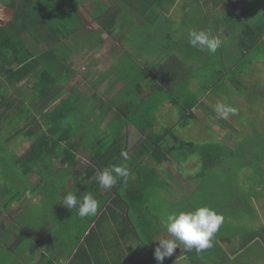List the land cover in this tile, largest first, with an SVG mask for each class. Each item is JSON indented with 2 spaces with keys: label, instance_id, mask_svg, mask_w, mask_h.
Instances as JSON below:
<instances>
[{
  "label": "crops",
  "instance_id": "1",
  "mask_svg": "<svg viewBox=\"0 0 264 264\" xmlns=\"http://www.w3.org/2000/svg\"><path fill=\"white\" fill-rule=\"evenodd\" d=\"M18 1L17 6L21 3L20 0ZM78 1L80 13H76L77 18L80 19L78 14H83L85 16L83 19L86 20L87 24L98 23L102 27L100 19H92L93 0ZM231 2L232 4L230 0H97L98 8L121 9L123 12L116 15L113 18L114 21H110L109 31L103 28L106 34L103 35L102 40L101 32L93 33V40H87L86 49L75 46V44L72 45V48L67 49L60 42L61 40L79 37L83 34L84 25L78 31L72 33L71 36L65 38L57 33H52L50 42L52 43V49L62 50V52H59L62 58L59 59L56 52L57 56H52V59H55L62 72L70 73L72 76L85 69L92 72L94 79L90 81L93 83L95 90L90 98L85 99H89L90 102L97 100L96 104L98 105L95 108V114H98V116L95 114L91 116V118L97 119L102 117L101 107L106 103L112 104L123 88L118 81L117 72L122 70L135 73H154L163 70L166 66L176 68L178 66L176 70L182 74L181 76H184L186 72L198 75L197 72L193 71V67L200 66L201 68L203 65L209 67V54L203 46L194 48L190 45L189 34L192 31H204L211 34L216 32L220 35L222 28L217 27L218 25L252 26L262 24L261 21L259 22L260 17L263 16L259 13L260 9H263L262 0H236L235 2L231 0ZM67 4V0L63 1L62 5H55L54 9L65 8ZM83 9L89 11L85 12ZM181 9H185L183 15L176 18L177 23L172 24L170 22L171 18H174ZM54 19L52 29L55 32V29L62 27L63 22ZM148 25H152V28L147 29ZM158 25L162 28L157 30L155 26ZM170 25L175 26L168 28ZM145 29L147 32L142 33V30ZM225 30L226 34H230L232 31L229 27ZM244 30H246L245 27L240 28L237 41L240 40ZM177 32H183V36L178 42L175 41L176 38L172 37ZM23 38L27 42L26 35ZM29 39L32 41L31 38ZM95 41L102 42L104 46L95 45ZM170 42L175 43L171 45ZM32 43L34 42L32 41ZM44 45L46 44L36 46V48L40 49ZM32 47L33 45L31 49ZM80 54L83 55L79 56ZM76 80H78L77 76L73 79V82L75 83ZM146 82L147 80L144 83ZM70 85L72 86L71 83ZM73 87L75 86L71 88ZM79 95L82 96L80 93ZM167 104L169 102L165 103V105ZM165 105L162 109L165 108ZM195 108L193 109L195 110ZM113 112L105 117L104 122L98 129L85 128L74 132L78 138L69 141L72 148L67 159L62 165L59 162L55 163L58 168L62 167V172L59 173V170V175L52 177V185L55 184L57 189L60 190L58 191L52 186V202L62 201L63 196L69 192L82 198L86 194L80 195L78 190L93 186V188L88 189L89 192L93 194L98 202H102V206L100 205L101 210L98 209L96 217H100L102 212L108 213L106 206L110 205V201L105 204L106 199L112 200L120 196L125 200H131L130 195L136 193L138 196L136 199L131 200V204L139 200H146V205L135 210H133V207L126 210L118 205L112 206L113 212L111 214L116 216L117 220L107 215L108 217L103 218L101 225L89 236L87 245L93 253L92 256L95 261L89 260L84 249L78 251L80 245L85 244L84 238L88 236L90 229L95 228L94 224H90L88 227L87 220L81 217V227L74 233L75 236L72 235V238H70V240L74 238L77 242L81 238V241L70 250L66 249V241L59 239V229L65 227L62 223L57 227L52 226V230H55V232H52V240L49 242L42 240L45 235L43 231L42 237L35 241L33 232L32 241L38 250L35 254L29 251H19L18 243L14 240L7 244L0 241V261L9 258L10 255L18 259L19 255L23 254L24 260L33 259L32 263L34 264H42L44 259L49 261H47V264H158L153 255L159 243L154 241L155 235H162L161 238H170L166 229L163 227L164 231L158 232L156 227L154 225L149 226L148 222L137 228L135 223L132 222V225H130L123 219L126 215H130L131 211L139 215H141L140 211H148L154 200V194L159 193L164 202L167 197L172 202L177 199L182 186L184 187V184H186V180L180 178V173L183 170L181 166L184 163L173 160L172 156L164 151V147L158 146L157 151L153 152L154 144L152 140L156 141L158 137H162L168 132V130L163 129L162 112H158L160 123L156 116L155 135L148 134L147 131L141 133L132 125H127L121 130L119 128L110 129L108 123L113 118ZM83 117L85 119L89 118L84 114ZM171 132L173 130L169 133L171 134ZM108 133L113 135L112 139L115 138L111 144L104 143ZM139 149H143V153L136 155ZM121 151L122 153L119 154ZM262 163L259 162L257 168L259 165L262 166ZM211 164L213 165L212 168H210ZM113 165L126 166L130 170V175L126 181L123 178H118L117 184L110 189L102 188L98 183V177L105 169ZM206 165L209 166L206 167ZM220 165L221 168H219ZM230 165L231 163L227 162L218 165V162H208L206 164L203 161L200 171L198 169L197 173L191 176L193 191L190 193L193 192L194 194L196 189L199 191L202 183L208 187L207 190L213 189L216 179L230 183L233 176V173L229 171L231 169ZM158 167L166 170L170 178H166L163 173L158 171ZM218 169L220 170L219 176ZM260 173L264 177V173ZM133 174L135 176L132 179ZM61 175L62 179L59 177ZM77 182H80L79 185ZM235 184L236 186H231V190L237 191L238 189L242 191V197L237 193L236 197L232 196V200L227 202L229 198L223 195L222 198L225 197V201L222 210L219 211L215 208V202L221 196L217 195L216 198V193H210L208 196L206 193L209 207L222 215L225 221L214 235L212 247L197 252L195 249L189 251L183 244H180L171 257L165 258L163 264H231V262H234V264H264V193L260 190L251 195L248 192L243 193V189L247 188L246 184L244 185L243 181L236 183V179ZM35 198L39 200L38 197ZM249 203L251 208L248 207ZM59 210L60 213L65 215L66 220L72 218L76 212L75 209L69 210L64 205ZM16 211L20 212L21 209ZM16 216L17 214L13 213V217ZM17 227L14 226V229H17ZM4 228L5 231H8L12 230L13 226L5 227L1 225L0 236ZM138 229L142 230L144 240L140 239ZM15 231L18 236V231ZM45 252L50 255V258L47 257ZM217 253L220 254L223 261L220 258L218 259Z\"/></svg>",
  "mask_w": 264,
  "mask_h": 264
},
{
  "label": "trees",
  "instance_id": "2",
  "mask_svg": "<svg viewBox=\"0 0 264 264\" xmlns=\"http://www.w3.org/2000/svg\"><path fill=\"white\" fill-rule=\"evenodd\" d=\"M63 1L66 0H27V2H21L11 11L12 16L10 19H8V16L3 11H1L0 14V75H2L5 82L0 89V111L2 110V112H0V121L2 119L7 120L9 127L15 131V135L25 137L24 140L28 141L30 144L29 149L23 155L20 156L15 153L16 155H11L10 158L12 159L8 160V149L3 146L0 139V154H2V156L0 155V162L4 165L5 169L8 165H11L13 170L16 168L13 174L9 173V168L6 169V176H4L6 179V183H4L5 188L0 189V194L3 191L6 192L4 193L6 194L5 196H0V217L8 213V209H6L7 205L12 206L15 201H21L24 197V195L14 197V194H9V190L6 189V184L11 187L12 183L8 180H12L13 183L16 184L30 183L33 185L34 189L46 185L48 180L51 183L52 177L59 175V170V173L62 172V167L58 168L55 163L59 162L61 163L60 165H62V163L65 162L72 148L69 141L78 138L74 133L75 131L77 132L85 128L98 129L104 122L105 117L110 112L114 111L113 118L108 123L110 129L119 128L121 130L127 125H132L141 133L147 131L149 132L148 134L151 133L155 135L156 114L166 102H169L171 106L178 109L180 112L181 117L179 126L181 128L187 127L188 120L192 119V116L188 114L189 111L200 104H198L199 99L194 98L192 93L194 89L192 90L190 88L191 86H188L187 78L181 80L180 77L182 74L178 73L176 70L178 66L177 68L166 66L163 70L154 73H135L121 70L116 74L123 88L116 96L115 101H113L112 104L106 103L101 107L102 117L97 119L89 117L85 119L81 109L82 106L84 109L86 108L87 105L85 103L87 100L81 95L75 94L76 87L70 89V95L67 98H63L64 94L61 89L70 85L72 75L67 73L68 76L66 77H57L56 73L62 72L59 65L57 69L47 67V62L51 61L52 56H55L56 52L58 55L57 57L59 59L62 58L59 51L51 47L52 43L50 42L52 40V33H57L62 38H65L66 36H71L72 33L78 31L82 27L80 19L76 16L80 5L79 1L67 0L68 4L65 8L55 10L54 6H58ZM93 2L94 8L91 12L92 19H100L102 28L109 31V27H111L110 21H114L113 18L123 11L121 9L109 10L104 9V7L98 8L97 0H93ZM54 18L63 22L62 27L55 29V32L52 29ZM245 29L243 34H241L240 40L237 42L238 48L243 51V53L253 49L261 41L264 36V24L245 26ZM25 35L27 38H31L36 46L46 44L49 47L47 52L35 54L34 50L31 49L29 44L24 40L23 36ZM233 73L234 72H231L230 79L226 81H230L232 85L235 84L238 86V79ZM31 78L33 80L31 85V92L33 94L32 99H28L24 91L20 92L19 97L10 96V90H14L19 84ZM146 80L147 82L144 83ZM15 92L18 93L17 91ZM40 101H42L41 107L37 111V115L33 117V111L30 107H34ZM53 101L56 103L53 110L47 112L48 105L53 103ZM91 102H94V104L89 111L93 112L95 111L97 100L95 99ZM27 103H29L30 107ZM9 112L15 113L16 116L10 115ZM26 118L29 120L25 127L22 129L15 127L19 126ZM171 130L172 129H169L167 133L170 134L169 132ZM260 132V134H256L259 136L255 137H253V134H247L244 136L246 137L245 141L251 144L252 147L256 145L264 148V137L262 136L264 133L262 131ZM112 136L111 133H108L104 143L108 142L111 144L115 139H112ZM165 136L166 135L158 137L159 141L158 138L156 141L152 140L155 147H153V152H156L157 147L160 146L164 147V151H166L169 156H172L171 154L174 152L175 148L172 146L170 148L164 146L162 140L165 139ZM243 144L244 141H240V145ZM196 148L197 146H195V149ZM213 149H215L214 154H212ZM121 153L122 151L119 152V154ZM141 153H143V149H139L136 155ZM189 153H195L193 146L190 147ZM230 153L234 152L231 150ZM203 155V161L206 162V164H208V162H218L219 165L223 163L220 161L225 157L222 148H217L216 151V146L212 145H208L203 150ZM173 160L178 161L174 158ZM8 161H10V163H8ZM208 166L209 165H206V167ZM212 166L211 164L210 168H212ZM219 168H221V165ZM34 177L35 180L32 182V178ZM59 177L62 179V175ZM79 183L80 182H77L78 185ZM54 185L55 184L52 186L60 191L59 188L57 189V186ZM90 188H93V186L84 187L78 190V193L80 195L88 194V189ZM137 196L136 193H133V195H130V198L134 200ZM140 197L142 198V196ZM131 200H125L120 196L112 200L106 199L105 204L110 201V205L106 206L107 214L102 212L100 217H85L88 222V227L90 224H94L95 228L90 229L88 236L84 238L85 244L80 245L78 251L84 249L89 260L95 261L92 256L93 253L87 245L89 243V236L101 225L103 218L110 216L112 219L117 220V217L111 214V212H113L112 206L118 205L126 210H128L129 207H133V210H135L146 205L147 202L146 200H139L131 204ZM100 205L102 206V202H99V210H101ZM123 220L132 225L130 215H126ZM47 226L50 227L47 223L41 228V231L45 233L42 240L49 242L51 241L50 238L52 239L51 234L55 232V230H52L51 226L50 231L48 229L47 232V228L43 229V227ZM24 231L23 228L17 238L13 240L18 243L19 251H29L35 254L38 250L35 247V243L32 241L33 231L31 230L29 236H27ZM8 233H10V230H8ZM80 241L81 238L78 239L79 243ZM20 245H22V247H20ZM31 262H33V259H30V263Z\"/></svg>",
  "mask_w": 264,
  "mask_h": 264
},
{
  "label": "rangeland",
  "instance_id": "3",
  "mask_svg": "<svg viewBox=\"0 0 264 264\" xmlns=\"http://www.w3.org/2000/svg\"><path fill=\"white\" fill-rule=\"evenodd\" d=\"M20 1L23 3L27 0ZM233 1L235 2L236 0ZM262 1L263 9H260L259 13H261L263 16L260 17L259 22L261 21L264 24V0ZM18 2V0H1L0 14L1 11H3L8 16V19H10L12 16L11 11L16 8ZM230 3L232 4L231 0ZM62 4L63 2H61L59 5ZM185 9L179 10L180 12L176 14L174 18H171L170 22L172 24L177 23L175 21L176 18H180L183 15V10ZM83 10L85 12L89 11L86 9ZM77 12H79V9L77 10ZM215 14L217 16V12ZM78 15L82 25L85 26L83 28V34L70 40H61L60 42L64 44V48L70 49L73 47L72 45L75 44V46L86 49V45H88L87 40H93V33L101 32V40L103 39V35L106 34L100 24H87L86 20L83 19V17L85 16L83 14ZM174 26L175 25H170L168 26V28H172ZM149 27L152 28V25H148L147 29ZM217 27L222 28V31L219 33L220 35H218L216 32L212 33V35L217 37L220 36L222 40V46L214 54L208 51L210 64L209 67L208 65L206 67L203 65L201 68L200 66L193 67V71L197 72L198 75L192 74L190 72L184 73V76L188 81V86H191L190 88L192 90L194 89L192 92L194 98L199 99L198 104L201 103L197 106V108H195V110L192 109L191 111H189L188 114L192 116V119L188 120V126L185 128H181L179 126L181 117L180 112L178 111V109L171 106L170 103L165 105L164 109L161 108L160 110V113L162 112L163 118V129L173 130L171 134L166 133L165 139L162 140L163 144L168 148H170L171 146L175 147L174 152L171 155L172 158L184 163V165L181 166L183 167V170H180V178L186 180V184H184V187L182 186L181 193L173 202L169 201L168 197L164 202L162 196L158 193L153 195L154 200L152 201V205H150L148 211H140L141 215L135 214L133 211H131V220L136 224L137 228H139L141 225H145V222H148L149 226L154 225L158 232L164 231L165 228L163 229L164 226L162 222L169 214L179 213L180 211H194L196 208H198V203L199 207H209L207 196L210 193H216V198L217 195L221 196V198L218 197L216 199L215 208L217 211L222 210L225 201V197L222 198L223 195H226L229 198V201L227 202H230L232 200V196L236 197L237 193L242 197V191L238 189L237 191L231 190L232 185L236 186L235 179L236 183L243 181L244 185L246 184L247 188L243 189V193L248 192V194L251 195L256 194L258 190L264 193V177H262L260 173H264V148L256 145L252 147L251 144L245 141L246 137H244L247 134H253V137L259 136L256 134H260V131L264 133V36L253 49L243 53V51L238 48L237 38H239L238 32L240 28H243L245 26L218 25ZM228 27L230 28V30H232L230 34H226L225 28ZM155 28L158 30L161 29L162 26L158 25L155 26ZM144 32H147V30H142V33ZM182 34L183 32H177L172 37L176 38L175 41L178 42V40L181 39V36H183ZM226 35L228 37H224ZM25 39L27 40L30 47L33 45L32 49L34 50L35 54L47 52V50L49 49L47 45L41 46L40 49H38L36 48L35 43H32L29 38ZM166 43L168 44L169 41ZM174 43L175 42H170L171 45H173ZM95 45L100 47L104 46L100 41H95ZM58 51L62 52V50ZM82 55L83 54H80L79 56ZM78 59L79 57L77 58V60ZM47 67H53L55 69L58 68V65L56 64L54 58L52 59V61L47 62ZM231 72H234L233 74L238 79V86H236L235 84L232 85L230 81H226L230 79ZM78 73L79 74L72 76L71 80L72 86L76 87L75 94L80 93L84 98H90L95 90L93 83L91 82L92 79H94V77H92V72L85 69L79 71ZM56 75L57 77L68 76L67 73L64 72L56 73ZM76 76L78 80H76V82L74 83L73 79ZM184 76L180 77L181 80H183ZM32 81V78L28 79L24 83L19 84L14 90H10V96L19 97L20 92L24 91L27 95V98L32 99ZM4 84V79L2 75H0V89ZM72 86L69 85L68 87H64L61 89L64 94L63 98H67L70 95L69 91ZM196 87H198V89ZM15 91H17L18 93H16ZM217 103L230 105L231 107L236 109V114H230L227 119H217L216 113L214 111V107L215 105H217ZM27 104L29 105V103ZM41 104L42 101L38 102L34 107H30L29 105L30 109L33 111V117L37 115V111L40 109ZM55 104V101H53V103H50L48 105L47 112H51ZM85 104L87 106L85 109L82 106L81 112L88 117L93 116L95 114V111L90 112L89 110L93 107L94 102H90L89 99H87ZM97 105L98 104H96V108ZM0 112H2V110ZM9 114H12V116L14 117L16 116V114L13 112H9ZM95 115L98 116V114ZM156 116L160 123L159 113H157ZM28 120L29 119L26 118L22 123L19 124V126L15 127H19V129H22L28 124ZM8 124L9 123L5 119H2L0 121V139L3 146L8 149V160H11V155H23L29 149L30 144L28 143V141L24 140L25 137H22L21 135H15V131H13ZM262 136L264 137V134H262ZM240 141H244V144L240 145ZM137 145L138 143L136 144V146ZM208 145L216 146V151L217 148L223 149L225 157L220 162L231 163V169L229 170L233 173L231 182L225 183L223 180L216 179V182H214L216 184L213 185V189L207 190L208 187L204 183H202L200 185L199 191L196 189L194 190V194L193 192L190 193L191 191H193L191 188L193 183V181L191 180V176L194 173H197L198 169L200 171L203 163V150ZM191 146H193L195 153H189V149ZM195 146H197L196 149ZM158 148L159 147H157V149ZM231 150L234 153H230ZM212 151V154H214L215 149H213ZM0 155L2 156V154ZM259 162L263 163L261 164L262 166L259 165V167L257 168ZM8 163H10V161H8ZM7 168H9L8 171L10 174H13V171H16V168L13 170L11 168V165H8ZM6 169L0 162V189L5 188L4 183H6V179L4 178V176H6ZM157 170L163 173L166 178H170L166 170H162L159 167L157 168ZM219 175L220 173L218 170V176ZM134 176L135 174H133L132 179L134 178ZM34 180L35 177L32 178V182ZM8 181L12 183L11 187L6 184V189L9 190V194H14V197L24 195V197L21 201H15L12 206L7 205L6 209H8V213L1 215L0 222L2 224H0L5 227L13 226V228L12 230H10V233H8V231H5L4 228L1 232L0 241L6 244L9 243L17 236V232L15 230H17L19 234L23 228L27 236L31 234V230L33 229L35 241H37L43 235L41 228L44 224L46 225L48 223L50 227H57L59 226V224L64 223L65 227L63 226L61 229H59V239L62 241H66L67 250H70V248L74 247L77 244V240H75L74 238L70 240V238H72V235H74L79 227H81L80 217L78 216L77 212H75L72 218H68V220H66L65 215L60 213L59 209L63 207V203L61 201L52 202V182L50 183V181L48 180V182H46V185H42L34 189L33 185L30 183L16 184L13 183L12 180ZM4 193L6 192L3 191L0 196H5L6 194ZM146 196L148 197L149 195ZM35 197H38L39 200ZM36 200L38 201L36 202ZM248 207L251 208L250 203L248 204ZM20 209V212L16 211ZM10 213H12V215H10ZM13 213L17 214V216L13 217ZM249 219H251V217H249ZM14 226H18L19 229L18 227L17 229H14ZM50 227H43V229L47 228L46 231L48 232V229L50 231ZM138 230L140 233V239L144 240L142 230ZM161 236L162 235H155V239L161 238ZM50 240L52 239L50 238ZM49 244H47V246H49ZM45 254L48 258H50V255L48 253L45 252ZM217 257L218 259L220 258V260L223 261V258H221L219 253H217ZM46 260L47 259H44L42 264H47ZM0 264L34 263H30V260H24L23 254H21L19 255L18 259L15 256L10 255L9 258L0 261ZM231 264H234V262H231Z\"/></svg>",
  "mask_w": 264,
  "mask_h": 264
},
{
  "label": "clouds",
  "instance_id": "4",
  "mask_svg": "<svg viewBox=\"0 0 264 264\" xmlns=\"http://www.w3.org/2000/svg\"><path fill=\"white\" fill-rule=\"evenodd\" d=\"M189 43L192 47L203 46L210 53H216L222 46V40L209 32L192 31L189 34ZM217 119H227L229 115H235L236 109L230 105L217 103L214 107ZM130 175L126 166L113 165L105 169L98 177V183L102 188H112L118 178L125 181ZM63 205L69 209H75L81 218L95 216L99 202L92 193L82 198L69 192L63 196ZM224 221V217L208 206L196 208L194 211H180L169 214L162 222L170 238H157L158 245L154 250V258L158 264H163L167 257H171L180 244L191 251L195 249L201 252L212 247L214 235L218 232Z\"/></svg>",
  "mask_w": 264,
  "mask_h": 264
}]
</instances>
